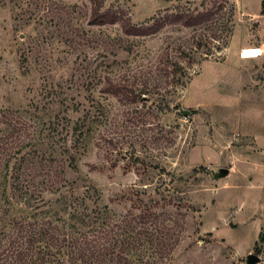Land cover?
I'll return each mask as SVG.
<instances>
[{
	"label": "rangeland",
	"instance_id": "1",
	"mask_svg": "<svg viewBox=\"0 0 264 264\" xmlns=\"http://www.w3.org/2000/svg\"><path fill=\"white\" fill-rule=\"evenodd\" d=\"M99 1L164 26L92 25L95 0H0V110L64 163L89 212L118 219L154 199L174 215L167 264H264V0ZM184 14L207 16L186 27Z\"/></svg>",
	"mask_w": 264,
	"mask_h": 264
},
{
	"label": "trees",
	"instance_id": "2",
	"mask_svg": "<svg viewBox=\"0 0 264 264\" xmlns=\"http://www.w3.org/2000/svg\"><path fill=\"white\" fill-rule=\"evenodd\" d=\"M206 16L184 14L174 20L193 27ZM119 21L128 35L148 36L164 26L158 19L135 25L95 0L90 24ZM29 127L16 113L0 110V264H167L179 244L180 222L174 215L156 212L154 199L139 198L136 214L114 219L106 210L89 212L85 194L68 188L64 163L42 157L29 140ZM74 130L82 126L77 123ZM73 158L67 168L75 170ZM47 194L56 198L47 200ZM15 205H24L29 214L9 219ZM171 218L174 223L168 224Z\"/></svg>",
	"mask_w": 264,
	"mask_h": 264
},
{
	"label": "water",
	"instance_id": "3",
	"mask_svg": "<svg viewBox=\"0 0 264 264\" xmlns=\"http://www.w3.org/2000/svg\"><path fill=\"white\" fill-rule=\"evenodd\" d=\"M227 174H228V171L224 170L223 175H227ZM260 260H261L260 257L257 255H249L248 264H255L256 262H259Z\"/></svg>",
	"mask_w": 264,
	"mask_h": 264
}]
</instances>
